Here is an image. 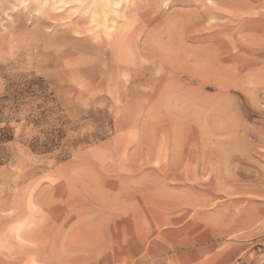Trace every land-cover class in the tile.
<instances>
[{
	"label": "rangeland",
	"instance_id": "obj_1",
	"mask_svg": "<svg viewBox=\"0 0 264 264\" xmlns=\"http://www.w3.org/2000/svg\"><path fill=\"white\" fill-rule=\"evenodd\" d=\"M0 0V264H264V0Z\"/></svg>",
	"mask_w": 264,
	"mask_h": 264
},
{
	"label": "bare ground",
	"instance_id": "obj_2",
	"mask_svg": "<svg viewBox=\"0 0 264 264\" xmlns=\"http://www.w3.org/2000/svg\"><path fill=\"white\" fill-rule=\"evenodd\" d=\"M104 2H106L107 5H109L110 0H105ZM35 264V263H34Z\"/></svg>",
	"mask_w": 264,
	"mask_h": 264
}]
</instances>
